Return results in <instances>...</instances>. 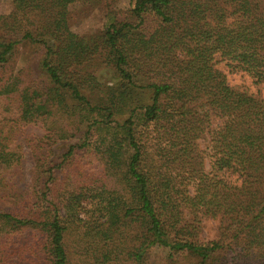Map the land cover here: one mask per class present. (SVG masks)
Returning <instances> with one entry per match:
<instances>
[{
  "label": "trees",
  "instance_id": "trees-1",
  "mask_svg": "<svg viewBox=\"0 0 264 264\" xmlns=\"http://www.w3.org/2000/svg\"><path fill=\"white\" fill-rule=\"evenodd\" d=\"M119 1L0 13V264H264V0Z\"/></svg>",
  "mask_w": 264,
  "mask_h": 264
},
{
  "label": "rangeland",
  "instance_id": "rangeland-1",
  "mask_svg": "<svg viewBox=\"0 0 264 264\" xmlns=\"http://www.w3.org/2000/svg\"><path fill=\"white\" fill-rule=\"evenodd\" d=\"M117 6L119 8L126 9L129 7V1L120 0L117 3ZM11 8H12L11 0H0V13H9L11 11ZM106 12H107V8L103 4L92 5V4L83 3V2L73 3L69 6L70 26L74 32L80 35L98 33L104 28V25L106 23V20H107ZM29 51L30 49L28 47L22 50L23 56L20 58V61H19L20 65H22L25 62L23 58L30 55ZM228 79L231 84H243V83L250 84L251 83V80L246 75L241 74V73H228ZM33 130H34V134H40V135L43 134L42 129L33 128ZM26 132L27 133L31 132V129L27 128ZM25 145L26 144H24L23 146V150L26 152L25 166L29 170L33 166V161L29 157V153H28L29 150H28V147H26ZM200 145L203 149L206 150V153H205L206 161L209 163V161H211V157H210L209 149L207 148L208 144L204 140H201ZM215 225H216L215 222H212V221L206 222V224L203 227V232H202L204 239H212L215 237V232H216ZM70 235L71 234H69V239L71 238L70 246H72L74 237ZM165 253L166 252L163 250L153 249L148 253V256L153 263H158L162 260ZM75 258L76 259L79 258V255L76 254Z\"/></svg>",
  "mask_w": 264,
  "mask_h": 264
}]
</instances>
